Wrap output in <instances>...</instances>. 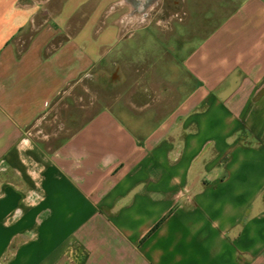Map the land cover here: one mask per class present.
I'll use <instances>...</instances> for the list:
<instances>
[{"label": "crops", "instance_id": "1", "mask_svg": "<svg viewBox=\"0 0 264 264\" xmlns=\"http://www.w3.org/2000/svg\"><path fill=\"white\" fill-rule=\"evenodd\" d=\"M166 1L0 0V264H264V0Z\"/></svg>", "mask_w": 264, "mask_h": 264}, {"label": "rangeland", "instance_id": "2", "mask_svg": "<svg viewBox=\"0 0 264 264\" xmlns=\"http://www.w3.org/2000/svg\"><path fill=\"white\" fill-rule=\"evenodd\" d=\"M157 0H150V3H154ZM149 9V15L151 20H153L152 24H149L148 26H146L143 29L138 30L136 33L138 35H145L148 34L150 36L151 35H156L155 37H151L147 40L145 49H150V50H157L159 51L162 50L166 44H170L171 40L168 39L170 38V34L172 32H177V28H178V18L174 19L172 21V16L174 13L179 12L180 16H183V12L181 11V9L177 10V9H173L170 4L166 1V0H158L156 6L154 8H148ZM129 13V10L127 7H125L123 10H119V12L117 13V15H126ZM132 15L136 16L139 15L138 12L132 13ZM156 23H159V25H157ZM201 23H199V21H197L195 23V25L197 26H201ZM194 26V27H196ZM202 32V30H201ZM193 34V33H192ZM153 39V40H152ZM156 39V40H154ZM157 42L158 44L154 43ZM174 42L176 43V41L174 40ZM174 43V44H175ZM176 46H178L180 48V50L184 49V47L187 46V40L181 38L179 40L178 43H176ZM120 67H116L112 73H111V77L109 80L106 81H101L100 84L97 85H92L94 87H90V92L91 90L94 91L95 94L98 93L100 100L101 99H106L107 97L109 98H117L120 97L121 95L124 94V92L126 91V83L124 82V77L125 74H127L125 71H123L126 68H130V67H126V65L121 64ZM139 70L136 71V78H139V76H141V73H143V70H145L144 67H137ZM118 70V71H117ZM148 91L147 89H145V92ZM90 92L89 94H86V96L84 97V104H86L89 100V96H90ZM89 95V96H88ZM60 120L57 121L56 124H54L55 128H58L60 125ZM46 134V133H45Z\"/></svg>", "mask_w": 264, "mask_h": 264}]
</instances>
